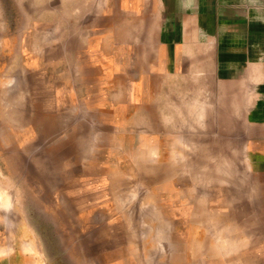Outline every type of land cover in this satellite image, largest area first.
Masks as SVG:
<instances>
[{"label":"rangeland","instance_id":"374dc122","mask_svg":"<svg viewBox=\"0 0 264 264\" xmlns=\"http://www.w3.org/2000/svg\"><path fill=\"white\" fill-rule=\"evenodd\" d=\"M127 3L0 0V264H264L247 105Z\"/></svg>","mask_w":264,"mask_h":264},{"label":"crops","instance_id":"0c3cea01","mask_svg":"<svg viewBox=\"0 0 264 264\" xmlns=\"http://www.w3.org/2000/svg\"><path fill=\"white\" fill-rule=\"evenodd\" d=\"M127 1L152 17L155 38L209 56L222 102L247 105L249 138L264 142V0Z\"/></svg>","mask_w":264,"mask_h":264}]
</instances>
